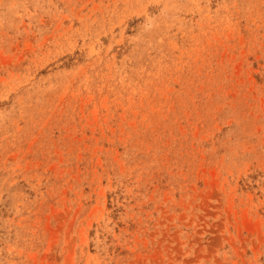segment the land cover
Returning <instances> with one entry per match:
<instances>
[{"label": "rangeland", "instance_id": "obj_1", "mask_svg": "<svg viewBox=\"0 0 264 264\" xmlns=\"http://www.w3.org/2000/svg\"><path fill=\"white\" fill-rule=\"evenodd\" d=\"M0 264H264V0H0Z\"/></svg>", "mask_w": 264, "mask_h": 264}]
</instances>
